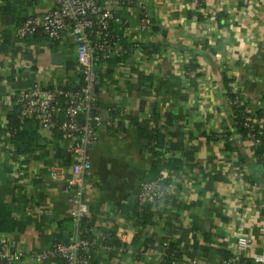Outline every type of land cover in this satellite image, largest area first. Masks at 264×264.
Instances as JSON below:
<instances>
[{"label":"crops","instance_id":"1","mask_svg":"<svg viewBox=\"0 0 264 264\" xmlns=\"http://www.w3.org/2000/svg\"><path fill=\"white\" fill-rule=\"evenodd\" d=\"M6 1L0 0V4ZM30 1L33 5L28 8L29 16L54 6L52 0ZM145 1L155 24L151 37L147 39L134 31L140 22L138 6L124 12L131 30L123 33L129 43L140 37L142 46L154 44L160 52L144 59L133 50L124 67L129 70L124 87L116 88L112 78L106 77L100 112L103 116L117 115L125 125L120 129L102 130L98 144L90 153L91 188L86 194L89 218L114 231L118 225L116 217L120 214L132 217L133 209L128 202L149 175V142L140 138L137 127L128 120L130 115L149 122L154 121L157 113L165 125L164 115L174 114L177 120L173 129L182 128L185 146L195 148V163L186 169L193 189L188 201H176L178 207H174L167 221L158 220L160 216H157L155 231L147 235L153 239L149 250L136 240L123 257L109 262L103 257L100 264H160L161 244L166 237L179 244L185 255L182 264H221L237 232L250 235L255 250L261 253L264 172L253 148L246 141H238V150L229 153L224 145L206 141L203 134L212 123H221L227 130L232 127L233 134H237L226 107L224 73L236 80L251 111L264 109V0H210L221 11L213 27L207 16L208 34L203 29L205 18L194 21L192 7H184L179 0ZM16 29L11 25L0 27V131L3 116L9 112L2 103L4 96L35 85L74 89L82 83L73 41L55 42L35 37L19 40ZM201 38L206 40L205 45L201 44ZM4 45L8 46L7 50H1ZM191 61H196L199 67L188 72ZM119 68H113L117 81ZM197 74L200 76L192 86L190 79ZM142 75L154 77L153 93L138 91ZM34 129L42 148L35 153L17 155V161L22 160L27 166L26 177L33 179L35 188L31 196L25 194L23 187L12 183L11 163L16 159L12 153L16 147L9 141L2 142L0 147V231L13 237L24 251L22 264H38L33 260L35 254L49 249L58 238L68 239L69 223L73 221L69 198L77 191L72 187L70 195L65 194L62 186L51 179L54 168L71 167L63 166L57 158L56 144L60 146L61 142L50 139L48 129L42 125ZM248 184L259 198L257 221L251 216L256 214L253 209L242 220L234 213V200L238 194L249 192ZM180 204L183 206L179 208ZM137 248L139 257L134 256Z\"/></svg>","mask_w":264,"mask_h":264},{"label":"built area","instance_id":"2","mask_svg":"<svg viewBox=\"0 0 264 264\" xmlns=\"http://www.w3.org/2000/svg\"><path fill=\"white\" fill-rule=\"evenodd\" d=\"M52 1L54 3L52 9L30 16L22 26L16 29L15 36L19 40H26L34 37L38 30H42L52 41H73L76 46L78 67L83 78V85L79 89L72 90L58 85L49 87L35 85L18 93L4 96L2 103L9 111L15 107L19 108V122L22 126L27 122H36L48 129L50 139H54L56 131L60 130L62 132L60 142L63 146L66 144L67 151L74 155V163L69 169L56 167L51 173V179L62 186L65 194L70 195L72 187H76V194L69 198L70 213L75 225L74 235L35 254L33 260L38 264L51 263L56 259H64V264H92L88 256L92 249L98 248L97 252L102 250L106 255L115 251L126 252L129 247L133 246L139 234L151 235L156 228L154 225L139 226L134 223L133 219L123 214L115 218L118 225L114 231L106 226L99 229L92 228L88 231L92 234L90 238L83 236L80 226L85 218H89L90 213L89 199L86 197L87 191L91 188L89 182L92 173L90 153L98 144L102 130L120 129L125 125L121 119L103 116L100 112L102 97L98 95V86L102 85L101 94L103 95L106 92L105 83L107 82L106 77L103 79L101 77L106 71L105 63L123 53L132 55V51L129 52L125 49L121 38L111 32V27L113 24H119L124 28V31H130L131 27L124 12L134 6H138L140 13V22L134 28L139 36H145L147 39L151 37L155 24L145 0ZM156 1L161 2V0ZM179 1L184 7H192L194 21L200 22L205 18L203 29L208 34L210 26L207 23V16H210V20L213 22L211 27H213L220 9L212 5L210 0ZM124 37L126 38L125 34ZM200 42L205 45L206 40L201 38ZM134 43L137 52H139V58H144L146 51L142 48L141 38L136 37ZM127 72L129 73V70L126 68L118 69V76H116L120 87L116 86V88L124 87V77ZM235 86L236 83L233 86V93L236 95L233 101L229 99L225 90L226 107L234 122L233 126L236 127L237 116L231 107L246 105L243 116L247 117V121L244 123V127L248 130L247 136L238 133L235 135L232 132V127L227 130L221 123H212L207 127L203 137L206 141L221 146H225L233 140L240 143L246 141L254 151V148L261 144L258 139L260 132L257 133L256 128L261 131L264 123L255 119V113L250 110L249 102L243 97L240 99L238 88ZM128 125L130 126L129 121H127ZM7 126V116H3L0 147L2 142H8L11 137V134L6 131ZM172 130L175 131L173 128ZM159 151L160 155L157 159L163 164H170L181 156L180 151H172L169 144ZM257 161L264 172V157ZM187 166V164L183 165L179 171L164 167L156 179L144 178L140 183L137 207L142 209L151 205L156 215L160 216L158 220L167 221L169 214L175 210L173 202L182 201V199L188 201L191 198L193 183L187 179ZM11 167L12 183L16 187H23L25 194L31 196L35 187L33 179L26 177L29 173V171H25L27 166L22 160H14ZM69 173L72 174L71 177H69ZM248 187L251 191L238 194L234 200V213H237L239 219L242 220L249 216L246 215L247 213L252 214L251 209H253L256 214L251 216L257 221L260 219L257 204L259 198L255 196L253 187L249 184ZM245 197L248 198V201H245ZM111 236L116 238L120 247L106 244V240ZM234 237V243L230 248L227 247L229 257L223 259L221 264H264V248L261 253L257 252L250 235L237 232ZM162 245L164 249L161 253L165 258L167 257L165 250L169 248L170 240L166 238ZM25 256L15 239L0 231V264H22ZM176 264H182V262Z\"/></svg>","mask_w":264,"mask_h":264},{"label":"trees","instance_id":"3","mask_svg":"<svg viewBox=\"0 0 264 264\" xmlns=\"http://www.w3.org/2000/svg\"><path fill=\"white\" fill-rule=\"evenodd\" d=\"M33 5V1L30 0H17L16 2L12 1H6L5 4H0V27L3 25H11L16 26L17 28L22 26L28 19V8H30ZM124 28L119 24H113L111 27V32L121 38V42L123 43L126 50L133 51L136 49V45L134 43H129L128 38L124 37ZM34 37L37 39H49V37L44 34L42 30H38V32L34 35ZM31 37V38H34ZM30 39V38H28ZM26 39V40H28ZM58 42V41H55ZM144 51H146V55L144 59H150L155 54H158L160 52V49L155 46L154 44H150L148 46H142ZM8 46L4 45L2 46L1 50H7ZM128 53H123L120 56L111 58L108 60L106 64V71L104 74H102V79L105 77L112 78L114 83L119 85L117 80H114L116 71L113 69L116 66H120L121 68L127 66V60L129 58ZM198 64L196 61H191V65L188 68V72L191 70H197ZM200 75L197 74L195 78H191L192 86L196 85L195 81L196 78H198ZM82 77V76H81ZM224 87L227 91V96L231 101L235 100L236 95L233 93V86L236 82L235 79L229 77L226 73H224ZM102 83V82H101ZM83 85V78L82 83L79 87L74 89H79ZM120 87V86H118ZM236 87V86H235ZM68 89H73L71 87H67ZM101 88L102 85L98 86V95L102 97L101 94ZM154 77L152 75H142L141 81L138 84V91H142L144 93H153L154 92ZM238 94L240 95V99L242 98L241 92L238 90ZM246 108V105L240 106V105H234L231 107V110L234 112V114L237 116V133L242 134L243 136H247L248 130L244 127V123L247 121V117L243 116L244 110ZM154 116V121H141L140 118L137 116H127L128 120L134 124L137 129L140 138L147 140L149 142L148 150L150 153V172L149 175L146 177V179L153 180L156 179L162 168L168 167L170 169H175L176 171H179L182 169V166L192 165L195 163V148L190 147L187 148L184 144L185 139V132L182 128L177 131H173L172 128L174 127V123H176V117L173 113H167L165 114L166 118V124L162 125L161 118L162 116L158 115L157 113ZM117 117V115H114V117ZM160 116V118L158 117ZM8 119V126L6 128V131L11 134V137L8 139L10 143H12L15 147L13 151V157H15L17 160L18 156H23L24 154H31L35 153L38 149H41L42 147L38 144V135L36 133L37 125H39L36 122H27L24 126H22L19 122V108L15 107L14 109L10 110L7 114ZM255 119L258 121H262L264 123V109H260L255 113ZM30 125V126H29ZM29 126V127H28ZM34 128H32V127ZM256 132H260L258 134V139H260L261 144L257 145L254 148L255 157L257 159H261L264 157V126L261 131H258L259 128H256ZM2 130V129H1ZM172 131V132H171ZM231 134V133H230ZM57 142L62 140V132L60 130L56 131V136L54 138ZM169 141V142H168ZM55 142V143H57ZM166 144H169L170 149L172 151H180L181 156L176 158L172 163L168 164L161 162L159 159H157L160 155V149L164 148ZM18 148V150H17ZM225 150L229 153L236 152L238 150V142L236 140L230 141L225 145ZM15 153V154H14ZM56 153L57 158L60 161V163L63 166H71L74 163V155L67 151L66 144L64 146L62 143L56 144ZM242 162V160H241ZM263 171V170H262ZM36 183V181H35ZM172 205L174 207L176 206V202H173ZM183 205H179V208ZM131 219H133L134 223H136L139 226L147 227L148 225H155V220L157 218V215L155 213L154 208L151 205L145 206L142 209L140 207H136L131 212ZM69 226L71 228L70 232L68 233V238L72 237L74 235V221L69 223ZM81 231L83 236L92 237L91 233H88V231L92 228H101L102 225L98 222L90 219L85 218L81 222ZM170 240L169 248L165 250L167 257L163 258L161 264H176L177 262H182V259L185 255L181 252L179 248V244L175 243L173 238L166 237ZM138 243L142 245V247L145 248V250H149L152 247L153 239L150 236H143L142 234H139L136 238ZM62 241V239L58 238L55 243ZM164 242V241H163ZM54 243V244H55ZM106 244H112L115 247H120V243L114 238V236L109 237L106 240ZM163 244V243H162ZM161 244V252L164 249L163 245ZM98 248L92 249V251L89 253V257L91 259L92 264H100L102 261V258L104 256H107L108 262L111 260L116 259L117 257H123L126 252H119L115 251L110 253L109 255L104 254L102 250H99ZM139 254V255H138ZM134 256L139 257L140 252L137 248L134 251ZM229 257V253L225 254V258ZM105 258V257H104ZM224 258V259H225ZM53 263L56 264H64V259H56L53 261Z\"/></svg>","mask_w":264,"mask_h":264},{"label":"water","instance_id":"4","mask_svg":"<svg viewBox=\"0 0 264 264\" xmlns=\"http://www.w3.org/2000/svg\"><path fill=\"white\" fill-rule=\"evenodd\" d=\"M148 143V141H146ZM140 194V185L136 188V190L133 192V196L130 199V201L128 202V205L130 208L134 209L137 207L138 203H137V197Z\"/></svg>","mask_w":264,"mask_h":264}]
</instances>
